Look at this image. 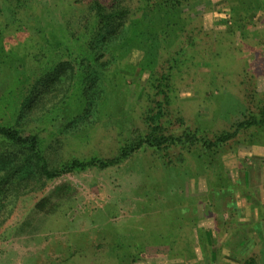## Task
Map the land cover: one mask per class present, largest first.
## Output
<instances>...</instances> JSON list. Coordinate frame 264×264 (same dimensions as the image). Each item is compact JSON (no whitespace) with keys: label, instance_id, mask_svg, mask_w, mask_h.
<instances>
[{"label":"rangeland","instance_id":"rangeland-1","mask_svg":"<svg viewBox=\"0 0 264 264\" xmlns=\"http://www.w3.org/2000/svg\"><path fill=\"white\" fill-rule=\"evenodd\" d=\"M73 1L32 0V6L56 24L70 19L69 14L80 15L68 5ZM5 4L0 0V18L7 12L12 16ZM194 8L205 29H225L218 20L227 0ZM249 18L253 24L248 31L263 40L257 57H248L246 67H237L243 55H235L234 63L223 58L227 69L220 65L216 74L223 76L227 70L226 84L225 79H210L202 66L192 77L176 80L169 117L174 124L181 116L192 128L206 127L211 136L241 117V102H248L250 95L256 100L264 92V11L253 10ZM232 40L236 45L237 39ZM141 55L132 48L129 64L137 66ZM124 73L123 98L115 110L92 113L81 137L52 140L56 159L112 156L124 136H133L146 104L143 90L149 71ZM227 90L234 93L236 108L227 109ZM45 127L41 134L47 137L51 129ZM197 154H188L176 170H167L145 149L111 167H89L46 181L41 190L19 198L0 228V264H239L253 254L257 264H264V129L238 134L208 166ZM59 185L65 187L60 196H52L42 211L37 210L35 203Z\"/></svg>","mask_w":264,"mask_h":264},{"label":"trees","instance_id":"trees-1","mask_svg":"<svg viewBox=\"0 0 264 264\" xmlns=\"http://www.w3.org/2000/svg\"><path fill=\"white\" fill-rule=\"evenodd\" d=\"M4 1L12 16L7 12L0 18V228L21 196L64 173L111 167L145 149L167 170H176L194 153L205 167L238 134L264 129V92L238 105L227 90V109L238 105L241 117L211 136L206 127L192 128L181 116L175 124L169 119L176 80L192 77L202 66L210 79H225L226 84L227 70L223 76L216 74L220 65L227 69L223 58L234 63L235 55H243L237 67H246L257 57L263 40L248 31L253 24L249 14L264 11V0H227L218 20L223 31L205 29L194 8L210 0H74L79 6L68 5L80 15L69 14L70 19L56 24L32 0ZM23 31L27 40L21 38ZM132 48L142 52L137 66L128 62ZM135 69L139 74L147 69L149 76L143 90L146 104L133 136H124L112 156L56 159L52 140L81 137L92 113L115 110L123 98L124 71ZM45 126L51 129L47 137L41 134ZM64 190V185L55 187L35 208L42 211ZM239 264H257L255 254Z\"/></svg>","mask_w":264,"mask_h":264}]
</instances>
